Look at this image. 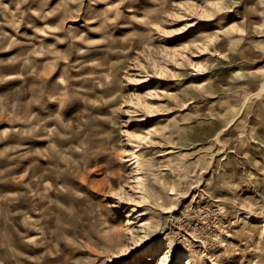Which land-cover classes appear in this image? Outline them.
Segmentation results:
<instances>
[{"label": "rangeland", "instance_id": "374dc122", "mask_svg": "<svg viewBox=\"0 0 264 264\" xmlns=\"http://www.w3.org/2000/svg\"><path fill=\"white\" fill-rule=\"evenodd\" d=\"M159 241L264 264V0H0V264H155Z\"/></svg>", "mask_w": 264, "mask_h": 264}, {"label": "bare ground", "instance_id": "6f19581e", "mask_svg": "<svg viewBox=\"0 0 264 264\" xmlns=\"http://www.w3.org/2000/svg\"><path fill=\"white\" fill-rule=\"evenodd\" d=\"M198 36H200V37H198L196 39V41H198V42H200L202 44V42L205 39V37L204 36L201 37V35H198ZM176 54H178V52H175V55ZM145 81L146 80L144 79L141 82H145ZM138 102H139L140 105H144L143 103H141L140 99H139ZM151 105L153 106V103H151ZM151 105L148 103L147 107H151ZM152 134L153 133L151 131H146V134H144V133H130L129 135L130 136H135L136 138H138L140 140L141 139L144 140L145 138H151L150 136ZM140 144L141 143H138V144H136L134 146L136 147V146H139ZM137 150H140V148L132 150V152L130 153L132 157L131 158H127L126 161L131 159L132 163L135 164V166H134L135 167V172H134V175H133L132 182H134V187L138 188L137 191L141 193V196L145 197V194L147 192V187H146V184H145V181H144L143 172H142V161L140 159L139 154L137 153ZM203 189H200L201 192H199V193L196 192L193 195V199L194 198L195 199L198 198L199 199L198 200L199 203L200 202L201 203L205 202L206 205H210L211 203L207 199L208 198L207 195L204 196V194H203V193H205L203 191ZM169 194H174V191L171 190L169 192ZM215 200L218 201L219 198H215ZM145 215H146V212L144 210H136L134 207H132L130 209V211L127 213V217H128L127 218V223L131 224V223L135 222V221H132V219H131L132 217L137 218L139 220V226L141 228V232L145 233V234H138L137 233L138 231H136V229H134V227H132V225L129 226L128 231H125V233L130 234L132 236V239H134V237L138 236V238H139L138 240L139 241L136 242V244H140V246H142V244H144V246H145L147 244L145 242H149V240H148L149 239L148 227H149L150 220L149 219H145L144 218ZM170 215L173 216V213L170 214ZM119 235H120L121 238H123V236H124L122 234V232ZM198 240L199 239L196 238L197 242H198ZM197 242H195V248L199 247V244ZM203 244L204 243H202V245ZM230 244H231V242H228V241L224 242L225 249H226V250H224V252L227 255L226 256L227 260H230L232 258V254H231V251L229 249ZM192 246H194L193 243H192ZM147 252L148 253H146V254L148 255V257H147L148 261L156 260L155 264H173V262H175V261L177 262V264H205V263L201 262L202 258L198 257V255L202 256L200 253H198V251H195V252L191 251L189 253H185V252H178L177 253V252H175L174 251V244L171 241H165V242L159 241L158 243H150L149 246H148V251ZM228 256H230L231 258H229ZM213 259H214V257H213ZM213 259L212 260L210 259L211 263H213V264H226L225 263L226 261H219L218 262V260H219L218 258L215 259V260H213Z\"/></svg>", "mask_w": 264, "mask_h": 264}]
</instances>
